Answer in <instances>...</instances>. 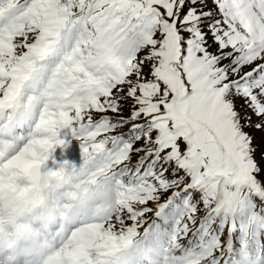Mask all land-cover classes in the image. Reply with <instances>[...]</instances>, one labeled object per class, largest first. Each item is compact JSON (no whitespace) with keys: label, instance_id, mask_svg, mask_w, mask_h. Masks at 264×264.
Masks as SVG:
<instances>
[{"label":"snow or ice","instance_id":"obj_1","mask_svg":"<svg viewBox=\"0 0 264 264\" xmlns=\"http://www.w3.org/2000/svg\"><path fill=\"white\" fill-rule=\"evenodd\" d=\"M65 129L117 197L70 255L264 264V0H0V135Z\"/></svg>","mask_w":264,"mask_h":264},{"label":"rangeland","instance_id":"obj_2","mask_svg":"<svg viewBox=\"0 0 264 264\" xmlns=\"http://www.w3.org/2000/svg\"><path fill=\"white\" fill-rule=\"evenodd\" d=\"M125 115H127V110H125ZM253 119H255V117H253ZM121 131H127V128L121 129ZM61 132H63V130ZM71 143H74V141L71 140ZM26 148L27 147H25L18 153V156L21 160H19V158L16 159V156L13 159L9 160V164H11L12 166H15V165L17 166L15 167V170L18 173L19 177L22 173L23 167L28 166L34 161V159H32L31 156L30 157L26 156L28 154L30 155V153L25 150ZM66 148L67 146H64L61 149V152H64ZM75 151L76 150L73 149L70 152L69 162H66L65 164H64V161L60 157L53 154V150L50 152H39V154H40L41 160L44 161L45 163V170L47 172V177L51 180L50 183L54 185L52 193L63 195V199L65 202L64 205L68 208L67 213L70 214L74 210V208H78L79 205L75 201V195L81 194L82 198L84 199L83 208L88 215L98 206L97 205L98 202H96L95 200H96V197H98L96 195L100 196V189L103 187L107 189L109 187H107L108 183L105 180V178H101L99 180L95 179V182L93 184H88V183H84L79 176L73 173V170L71 169L70 166L75 165L79 167L80 164L82 163L80 160H78V158H76V160H73V162L70 161ZM64 178L67 179V182L62 188L59 186V182L61 179H64ZM19 179L22 182L23 177L21 176ZM8 181L11 184V181H12L11 178L9 179L8 177ZM26 190H27V187H25L23 193L21 194V197H18V196L16 197V200L18 202L24 197ZM91 192L96 193L94 195V198L92 197ZM3 203H6V202H3ZM8 212H9L8 209L5 208L4 210L5 215H8ZM74 226L70 227L69 235L66 239V241L69 240L71 241V243L67 247L62 248L56 255L58 258H60L63 261V263L69 262L68 259L71 256L70 253L76 247L77 241L72 235L74 231ZM82 264H85V260L82 262Z\"/></svg>","mask_w":264,"mask_h":264},{"label":"bare ground","instance_id":"obj_3","mask_svg":"<svg viewBox=\"0 0 264 264\" xmlns=\"http://www.w3.org/2000/svg\"><path fill=\"white\" fill-rule=\"evenodd\" d=\"M4 145H5V143H3ZM6 151H4V149H0V158H2L4 155H6ZM4 180H7V183H8V185L7 186H9V181H8V175L5 177V178H3ZM11 183H12V181H11ZM80 215V211H78L75 215H73V217H72V220L71 221H73V222H75V220H77L79 217H77V216H79ZM3 257H5L6 259H3L4 261L2 262V263H0V264H4V263H6V261H9V256L8 255H2ZM78 257V261H83V257L82 256H77ZM30 259H27V260H25V264H33L32 262H30ZM35 264H37V263H35ZM45 264H61V263H58V262H56L55 261V258L54 257H51V258H49L48 260H47V262H45Z\"/></svg>","mask_w":264,"mask_h":264},{"label":"clouds","instance_id":"obj_4","mask_svg":"<svg viewBox=\"0 0 264 264\" xmlns=\"http://www.w3.org/2000/svg\"><path fill=\"white\" fill-rule=\"evenodd\" d=\"M102 203L105 205V207H114L116 205V193L115 190L109 188L101 197H100Z\"/></svg>","mask_w":264,"mask_h":264},{"label":"trees","instance_id":"obj_5","mask_svg":"<svg viewBox=\"0 0 264 264\" xmlns=\"http://www.w3.org/2000/svg\"><path fill=\"white\" fill-rule=\"evenodd\" d=\"M151 215V214H150Z\"/></svg>","mask_w":264,"mask_h":264}]
</instances>
